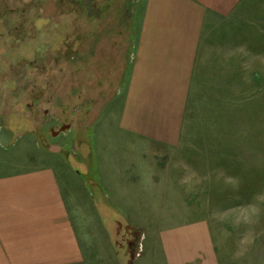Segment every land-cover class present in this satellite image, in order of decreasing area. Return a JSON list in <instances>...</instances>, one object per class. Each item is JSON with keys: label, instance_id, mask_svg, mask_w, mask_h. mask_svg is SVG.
Here are the masks:
<instances>
[{"label": "rangeland", "instance_id": "obj_1", "mask_svg": "<svg viewBox=\"0 0 264 264\" xmlns=\"http://www.w3.org/2000/svg\"><path fill=\"white\" fill-rule=\"evenodd\" d=\"M235 1L219 46H199L174 94L179 142L172 153L156 145L153 182L129 185L122 204L101 188L108 159L92 155L101 134V149H128L111 119L139 0H0V128L14 132L0 146V178L42 158L71 171L77 264H167L164 244L198 264H264V0ZM21 241L0 237V264H20L8 253Z\"/></svg>", "mask_w": 264, "mask_h": 264}, {"label": "crops", "instance_id": "obj_2", "mask_svg": "<svg viewBox=\"0 0 264 264\" xmlns=\"http://www.w3.org/2000/svg\"><path fill=\"white\" fill-rule=\"evenodd\" d=\"M235 2L139 0L135 57L126 85L115 100L111 119L113 135L121 136L116 142L128 149L122 153L101 149L105 145L101 134L102 137H95L98 147L92 155L100 161L108 159V165L99 162L97 166L102 182L98 180L102 189H117L122 204L128 197L124 192L129 185L136 184L138 190L147 191L146 184L153 182L151 173L157 172L155 158L160 155L156 145L172 153L179 142L183 123L180 118L175 119V111L182 105L174 101L178 100L174 94H181V87L188 81L189 72L194 69L190 57H198L199 46H219L222 20L232 19L230 11ZM135 144L136 150L129 149ZM45 159L48 158H42L38 166L0 178V237L22 239L20 251H8L12 262L77 264V235L72 228L71 211L79 188L74 181L69 182L71 171H64V167L61 170L59 164V168L43 164ZM129 174L133 176L130 180ZM84 187L89 190L87 185ZM85 192L80 193L91 199ZM163 247L167 264H198L187 251L170 252L165 244Z\"/></svg>", "mask_w": 264, "mask_h": 264}, {"label": "water", "instance_id": "obj_3", "mask_svg": "<svg viewBox=\"0 0 264 264\" xmlns=\"http://www.w3.org/2000/svg\"><path fill=\"white\" fill-rule=\"evenodd\" d=\"M14 138V132L4 127L0 128V146L9 145Z\"/></svg>", "mask_w": 264, "mask_h": 264}]
</instances>
